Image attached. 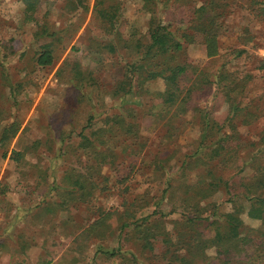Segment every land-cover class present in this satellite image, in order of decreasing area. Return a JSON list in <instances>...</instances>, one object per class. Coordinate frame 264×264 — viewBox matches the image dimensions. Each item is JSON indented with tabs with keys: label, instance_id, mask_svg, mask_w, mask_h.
Wrapping results in <instances>:
<instances>
[{
	"label": "rangeland",
	"instance_id": "1",
	"mask_svg": "<svg viewBox=\"0 0 264 264\" xmlns=\"http://www.w3.org/2000/svg\"><path fill=\"white\" fill-rule=\"evenodd\" d=\"M204 1L211 2L208 14L223 25L218 56L207 57L202 44H184L178 60L207 74L224 67L238 79L232 93L236 103L256 114L252 124L238 126L240 141L231 153L236 156L231 159L229 154L224 161L221 157L207 161L201 156H206L208 149L197 147L201 132L198 110L212 104L217 89L205 85L192 94L183 114L174 116L165 113L159 99L151 96L163 89L161 79L145 81L142 88L136 86L128 103L112 95L125 61L131 60L115 29L124 39L136 32L144 42L154 18L180 32L188 28L192 12ZM41 3L46 28L56 33L50 38L54 62L45 67L35 61L41 38L39 27L25 19V4L0 0V125L19 123L16 136L4 146L8 156L11 150L23 153L15 162L8 156L2 158L0 147V264H122L120 253L134 256L132 264H222L226 258L214 247L205 250V257L197 254L191 258L187 243L177 244L178 238L193 232L181 218L215 212L211 218L219 219L220 214L232 211L234 202L244 208V225L238 238L241 241L228 245L233 247L232 251L229 248L228 264H264V224L246 215L249 201L240 198L243 183L264 168V16L259 14V6L250 0ZM111 6L118 9L112 31L98 13ZM75 75L83 84L73 78ZM135 103L140 105L137 118L129 121L137 122L136 133H119V138L106 140L99 148L104 151V162L89 169L95 164L92 146L82 142L80 133L99 134L101 127H107L101 113L119 112ZM92 114L94 124L87 126ZM160 155L169 158L170 168H155ZM186 155L196 162L182 169ZM79 173L92 176L95 188L74 210L62 211L67 220L60 221L59 209L54 214L33 212L30 224L4 231L15 205L50 201L55 185L71 184ZM209 183L212 189L201 197L200 191ZM143 203L146 205L141 208ZM135 209L136 222H150L144 238L138 235V228L120 230V224ZM104 211L113 213L108 222L90 230L89 238L74 242V235ZM200 225L207 230V222ZM19 229L35 243L25 253L16 249ZM113 249L118 251L114 256L109 254Z\"/></svg>",
	"mask_w": 264,
	"mask_h": 264
},
{
	"label": "trees",
	"instance_id": "2",
	"mask_svg": "<svg viewBox=\"0 0 264 264\" xmlns=\"http://www.w3.org/2000/svg\"><path fill=\"white\" fill-rule=\"evenodd\" d=\"M25 4V19L27 21L34 22L38 27L37 35L41 38L39 42V51L37 52L35 61L40 67L49 66L54 62V53L51 44V37L56 33L49 32L46 28V24L43 21V12H41L42 3L41 0H21ZM149 1V0H148ZM254 5L259 6V14L264 16V0H250ZM211 5L210 1H204L198 8L192 12V17L189 20V26L185 30L180 32L172 31L167 25L156 21L151 18L149 26L146 30L144 42L141 41V36L136 35V32L131 33V36L123 38L122 34L115 29V33L122 37L124 45L122 48L126 51L128 57L131 60H127L123 66V72L121 80H119L113 89L112 95L120 97L123 101L126 100L128 103L129 97L135 93V88H142L145 81H153L161 79L163 83V89L161 91L152 92L151 96L153 100L159 99V102L163 106L165 113H170L172 116L183 114L184 105L189 101L193 93L204 89L206 85L208 88L212 87L217 89L215 96L213 97L212 104L209 105L205 110L199 109V116L201 114V132L198 136L197 147H206L208 149L206 156L204 157L207 161L214 160L216 157H221L220 160L227 159V155L234 151L236 142L240 141V135L238 126L249 125L254 122L256 114L248 109L246 106H241L240 103H236L232 93L236 90L238 79L232 77L224 67L216 73L207 74L203 70L195 71L196 66L186 60L181 62L178 60V55L184 49V44H202L206 48V56L214 58L218 56V37L221 32L222 23L215 20L208 14V7ZM118 9L114 6L103 8L98 11L99 16L102 20L107 21L111 27V31L115 26V17ZM43 14V15H41ZM114 50V48H111ZM115 52V51H114ZM225 63H222L223 66ZM78 83L83 84L80 78L73 76ZM214 95V94H213ZM139 103H135L128 108H122L119 112L113 113H101L103 115L102 121L107 127H101L97 132L99 134H84V131L80 133L82 142L85 141L92 147L90 153L94 157L95 164L90 166L89 169L94 167L98 168L104 159V151H100L99 148L106 144V140L110 138H119L128 134H135L137 131V122L129 119H136ZM186 107V105H185ZM173 109V111H172ZM172 111V112H171ZM141 112V111H140ZM142 112L143 115L150 114ZM93 114L88 118L87 126H91L94 123ZM19 130V123L11 121L0 125V147L2 148V158L8 156V151L4 146L10 138L16 136ZM264 154V149L262 152ZM194 156H199L194 154ZM227 156V157H226ZM236 156L231 154V159ZM9 159L18 162L22 157L23 153L11 150ZM200 157V156H199ZM169 158L165 156H158L155 159V168L162 170V168H170ZM199 160V159H196ZM239 163H242L241 158L238 159ZM194 160L190 155H186L185 159L181 162V168L184 169L191 167L194 164ZM238 163V162H237ZM93 177L88 175L85 177L82 173L77 174V177L73 179L71 184L68 185H55L51 199L43 201L41 204L36 203L33 205L32 211L18 209L15 205L9 212L13 213L11 220L9 221L8 232L13 229L17 221H24L25 226L26 214L29 213L31 218L32 214L38 215V213H55L59 209L60 221L67 220L66 215L62 216V213L69 210H74L79 203H84L87 198L92 194L95 184L92 181ZM209 187L205 191H200L201 197H205L209 192L212 183L208 184ZM212 191V190H211ZM3 194V191H0ZM240 198L249 201V207L246 209V215L251 219H257L264 224V168L260 175H253L249 180L243 183V190L240 192ZM232 200V199H231ZM146 203L141 205L144 207ZM30 209V208H29ZM37 209V210H36ZM63 211V212H62ZM135 209L131 216L120 224V230L124 231L125 228L133 227L132 229L138 228V235L142 234V238L145 237L143 232L149 230L146 228L147 224L143 222H136L134 219ZM244 208L234 202L232 211L222 213L219 215V219H212L214 213H208L206 216L198 215L186 216L183 215L181 222L184 226H190L193 228L192 235H184L178 238L177 244L179 246L182 243H187L188 254L193 258L195 255L200 254L206 256L205 250L210 247H214L218 255H222L226 259L223 260L222 264H228L230 256V250L233 245L241 240H238L240 233L243 228V220L241 214ZM28 214V215H29ZM110 211H104L97 219H95L91 225L82 229L76 233L73 237V241H82L86 237L89 238L90 230L104 225L107 223L108 218L112 215ZM35 215V216H36ZM125 215V213H124ZM147 218V216H146ZM155 221H159L156 219ZM208 225L203 228L201 223ZM152 223V222H151ZM109 224V223H108ZM23 228V227H22ZM19 229L17 235V247L19 253L25 251L33 245L29 239L23 237ZM180 232V231H179ZM181 234V233H180ZM167 238V233H164ZM167 240V239H166ZM117 249H113L109 252L110 255H116ZM120 252V251H119ZM122 264H132L130 261L134 259L131 254L120 253ZM190 258V257H189ZM264 258V248L263 255ZM133 264H137L136 262Z\"/></svg>",
	"mask_w": 264,
	"mask_h": 264
},
{
	"label": "crops",
	"instance_id": "3",
	"mask_svg": "<svg viewBox=\"0 0 264 264\" xmlns=\"http://www.w3.org/2000/svg\"><path fill=\"white\" fill-rule=\"evenodd\" d=\"M0 195H1V194H0ZM31 207H32V205L25 206V207H24V206H18V209H20V210L23 212V214H24V210L32 211L33 209H31ZM25 208H26V209H25ZM29 208H30V209H29ZM1 211H3V208L0 207V213H1ZM28 214H29V213L26 214V218H25V223H27V224H28L29 222H31V216H30V214H29V215H28ZM8 222H9V220H8ZM23 224H24V221H23V222H22V221H17L16 224H15V226H16V227H19L20 225L23 226ZM29 224H30V223H29ZM15 226H14V227H15ZM9 227H10V226H9V223H8V224L6 223L4 229L8 230L7 228H9ZM18 234H20L19 231H18ZM30 241H31V243H33V245L35 244L32 240H30ZM27 250H28V249H27ZM27 250H26V251H27ZM26 251H25V252H26ZM21 253H23V252H21Z\"/></svg>",
	"mask_w": 264,
	"mask_h": 264
}]
</instances>
